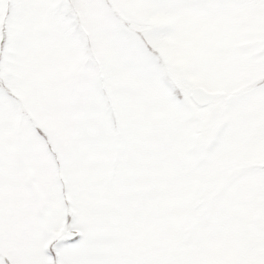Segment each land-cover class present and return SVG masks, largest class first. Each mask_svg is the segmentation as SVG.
Masks as SVG:
<instances>
[{
    "label": "snow or ice",
    "instance_id": "snow-or-ice-1",
    "mask_svg": "<svg viewBox=\"0 0 264 264\" xmlns=\"http://www.w3.org/2000/svg\"><path fill=\"white\" fill-rule=\"evenodd\" d=\"M0 264H264V0H0Z\"/></svg>",
    "mask_w": 264,
    "mask_h": 264
}]
</instances>
